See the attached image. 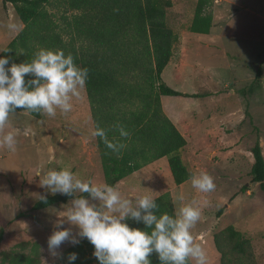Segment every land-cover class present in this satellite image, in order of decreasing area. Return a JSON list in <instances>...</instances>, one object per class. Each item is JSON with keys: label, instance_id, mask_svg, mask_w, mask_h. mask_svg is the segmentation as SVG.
Returning a JSON list of instances; mask_svg holds the SVG:
<instances>
[{"label": "rangeland", "instance_id": "374dc122", "mask_svg": "<svg viewBox=\"0 0 264 264\" xmlns=\"http://www.w3.org/2000/svg\"><path fill=\"white\" fill-rule=\"evenodd\" d=\"M195 1L172 0L166 20L177 35L174 44L180 43L181 51L196 45L198 49L202 46L204 54L189 58L192 64L184 67L183 79L174 75L172 63L163 69L161 77L174 88L189 91L199 88L198 84L205 79L202 77L213 74L215 82L207 78L204 83L219 92L198 103V110L214 112L215 118H222L225 123L214 134L185 136L188 145L183 149L184 162L196 174L202 170L209 172L216 188L201 193L190 179L176 187L179 194L175 205L178 212L188 203L195 202L201 207V216L191 229L194 242L210 246L216 252L212 234L233 224L254 245L263 244L253 253L257 263H264V191L251 182L250 175L254 160L250 149L256 140L264 156V0H212L209 10L213 26L206 34L189 29ZM11 39H0V47ZM229 87L234 89L233 95L226 90ZM174 103L189 113L195 101L178 99ZM72 104L67 113L57 109L55 117L42 113L36 118L22 111L9 116L8 123L18 125L15 131L6 126L0 130V135L11 131L18 141L15 152L0 148V264H15L3 257L12 252L36 257L37 264H68L65 250L72 244L65 241L60 248L62 257H53L47 248V238L70 200L42 209H33L32 205L39 194L48 193L39 182L49 169L70 168L82 179L104 182L95 137L91 135L93 124L85 87ZM163 161L166 158L159 164ZM167 172L161 170L158 180L173 185L168 167ZM150 174L147 169L131 173L122 178L124 183L118 190L126 196L149 193L145 186L150 184ZM242 186L250 193L240 195ZM234 197L238 211L218 215L217 211L224 210ZM240 209L242 214L237 217ZM61 227L77 231L66 220ZM24 242L26 245H22ZM82 261L87 264L84 258Z\"/></svg>", "mask_w": 264, "mask_h": 264}, {"label": "trees", "instance_id": "16d2710c", "mask_svg": "<svg viewBox=\"0 0 264 264\" xmlns=\"http://www.w3.org/2000/svg\"><path fill=\"white\" fill-rule=\"evenodd\" d=\"M10 2L23 23L18 33L3 47L11 62L30 61L41 48L63 49L75 62L87 67L86 94L93 129L100 125L108 130V138L125 144L119 153L107 148L95 137L104 182L116 185L119 180L155 159L166 156L175 184L193 175L184 162L181 149L185 137L164 112L161 95L197 96L183 93L167 85L161 73L170 60L176 33L166 20L172 0H2ZM212 0H196L189 29L208 33L213 26L209 6ZM23 52V53H20ZM260 72V71H258ZM256 73V76L258 75ZM26 110V109H17ZM15 110V111H17ZM35 117L42 112L26 110ZM123 125L128 137H120L114 124ZM253 163L251 182L264 191V156L259 141L250 149ZM246 186L241 187L245 192ZM47 200L36 199L33 209L66 202L71 197L47 193ZM158 214L175 215L170 191L156 196ZM223 208L217 213L220 215ZM133 227L142 222L129 219ZM219 253V264H258L250 238L233 224L212 234ZM26 245V242L22 243ZM94 246L82 238L65 252L75 251L87 264H99L93 255ZM90 254L91 257L88 255ZM3 257L15 264H37V258L19 252ZM78 259L74 264H83ZM151 264H160L158 254H150ZM189 264H192L189 260Z\"/></svg>", "mask_w": 264, "mask_h": 264}, {"label": "clouds", "instance_id": "9594fccd", "mask_svg": "<svg viewBox=\"0 0 264 264\" xmlns=\"http://www.w3.org/2000/svg\"><path fill=\"white\" fill-rule=\"evenodd\" d=\"M15 28L14 24L8 26ZM10 48L0 49L9 52ZM23 53V52H20ZM0 55V130L8 123L10 113L17 109L42 112L55 117L57 109L67 113L73 98L81 95L86 86L88 68L75 62L71 53L63 49L41 48L30 61L11 62ZM120 137L130 132L121 124L113 125ZM115 153L125 144L108 138V130L97 125L92 131ZM17 139L11 131L0 135V148L15 152ZM40 186L53 195L71 197L69 207L47 238V248L53 257H62L61 245H72L86 238L93 246L99 264H151L150 254H158L160 264H206V250L194 242L192 227L201 216V207L193 202L182 206L175 215L159 213L156 197L149 194L126 196L114 185L78 177L70 168L49 169L40 179ZM191 184L201 193L216 188L213 176L202 170L191 177ZM47 200V195L39 194ZM142 222L144 227H133L128 220ZM65 220L77 228L61 227ZM78 254H67L68 264H74Z\"/></svg>", "mask_w": 264, "mask_h": 264}, {"label": "crops", "instance_id": "0c3cea01", "mask_svg": "<svg viewBox=\"0 0 264 264\" xmlns=\"http://www.w3.org/2000/svg\"><path fill=\"white\" fill-rule=\"evenodd\" d=\"M12 9H14V8L10 2L3 3L2 0H0V39H4V38L11 39V38H13L18 33V31L23 27L22 21L19 19V17L16 14H14L15 11ZM10 24H14L15 28L10 29L8 27ZM196 41L204 42L207 45L209 44L207 41L206 42L201 41V40H196ZM6 44H4V46ZM178 45H180V43L173 45L170 60L167 63V65L165 66V68L172 63L173 64V71H175L174 75L178 78L183 79L182 75H184V73H183L184 67L192 64L189 62V58L192 56L197 58L201 54L203 56L204 53H203V48H200L202 46H200L198 49L196 47V45H193V46L191 45L189 47V49L184 48L181 51L180 47ZM4 46L0 47V49H3ZM178 53H180V54H178ZM224 54H226V53L224 52ZM212 75L209 74V75H206L202 78H205V79L208 78L209 82H212V81L215 82L214 81L215 79L213 78ZM214 75H215V73H214ZM205 79L198 84L199 88L197 87L195 89H190L189 91H187L185 89L181 90V89H178L177 87H175V89H177L183 93L197 94V96L161 95V97H160L162 108H163L164 112L172 120V122L176 125V127L178 128V130L180 131V133L184 137L186 135H189V134H191L193 136H198V137H200L201 135L214 134V133L220 131V129H222L224 126L225 121H223L222 118H219V119L215 118L216 114L214 112H207V111H203V110H198V106H199L198 103L200 104L202 101H205V100L208 101L206 98H208L209 96L219 92V90H217V89H212L210 87H207L206 84L204 83V82H206ZM216 82H221V80H218V81L216 80ZM165 83L167 85L173 87L168 82H165ZM181 83H182V85L186 84L184 82H181ZM225 85H227V84H225ZM226 90L231 95H233L235 93L234 89H232L230 87L227 88ZM178 99H181L182 102L183 101H191V100L195 101L194 105L190 103L191 104L190 107H192L193 109L188 111L189 113L185 112L183 107L174 103V102H177ZM22 111H25V110L14 111V112L10 113V116L15 115L17 113H21ZM36 118H38V117H36ZM227 125H230V124H227ZM6 127H9L8 130H10V128H12V130L15 131L17 129L18 125L16 123L10 122L6 125ZM185 139H186V144L181 149L182 157H183V149L186 148V146L188 145V138L185 137ZM163 158H166V162L163 161L162 162L163 164L161 165V164H159V162ZM167 167L169 168L167 157L163 156V157H160L158 159L153 160L152 162L147 163L146 165L142 166L140 169L134 171L133 173H136L137 171H140L143 169H147V170H149V172L151 171V174H150L149 180H148V183H150V184H149V186H145V188L147 189L149 194H151L155 197L157 195L167 191V190L170 191L172 201H173V205H174V209H175V214H177L178 210H177L176 205H175V198L178 197L179 192L177 191L176 187H180L183 183H185L186 181H189L191 178L187 179L186 181H184L180 184L174 183L173 185H175V186H173L169 183L163 184L162 182H160L158 180V175H159V172L161 170H163V172L166 173ZM169 171H170V169H169ZM194 174H196V173L193 172V175ZM122 183H124L123 179L119 180L115 186L118 188V186L120 187L121 186L120 184H122ZM133 189H136V188H133ZM249 193H250V191L247 189L245 192H242V194H240V195H247ZM236 197H234L229 203L227 202V204H226L227 207H225V209L221 213L222 216H225L226 214L231 213V211L233 209L238 211V209H237L238 204L234 200ZM241 214H242V212L240 209V212L237 213V217H239ZM237 229L240 230V228H238V227H237ZM198 236H199V234H198ZM251 244H252L253 251H256V249H259L263 245L260 242H258V244L255 243L256 245H254L252 239H251ZM255 246H256V248H255ZM203 248L206 250V254H207L206 264H219V253H218V251L216 250V252H215V250H213L212 247H210V246H204ZM190 261L192 262V264H195L194 259H190ZM258 264H264V263L262 262V263H258Z\"/></svg>", "mask_w": 264, "mask_h": 264}]
</instances>
